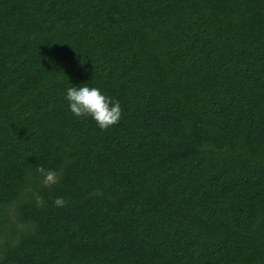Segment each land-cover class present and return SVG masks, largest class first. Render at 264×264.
I'll use <instances>...</instances> for the list:
<instances>
[{
	"label": "trees",
	"instance_id": "trees-1",
	"mask_svg": "<svg viewBox=\"0 0 264 264\" xmlns=\"http://www.w3.org/2000/svg\"><path fill=\"white\" fill-rule=\"evenodd\" d=\"M0 264H264V0H0Z\"/></svg>",
	"mask_w": 264,
	"mask_h": 264
},
{
	"label": "clouds",
	"instance_id": "clouds-1",
	"mask_svg": "<svg viewBox=\"0 0 264 264\" xmlns=\"http://www.w3.org/2000/svg\"><path fill=\"white\" fill-rule=\"evenodd\" d=\"M65 99L68 101L70 111L77 117H91L101 130H107L118 124L122 117V109L119 101L108 97L96 87L80 86L70 87L66 91ZM42 184L51 187L57 184L60 174L53 169L38 166ZM55 207L63 208L66 201L62 197H56L53 201Z\"/></svg>",
	"mask_w": 264,
	"mask_h": 264
}]
</instances>
